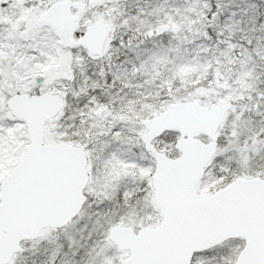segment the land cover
I'll list each match as a JSON object with an SVG mask.
<instances>
[{
	"label": "snow or ice",
	"instance_id": "1",
	"mask_svg": "<svg viewBox=\"0 0 264 264\" xmlns=\"http://www.w3.org/2000/svg\"><path fill=\"white\" fill-rule=\"evenodd\" d=\"M0 264H264V0H0Z\"/></svg>",
	"mask_w": 264,
	"mask_h": 264
}]
</instances>
